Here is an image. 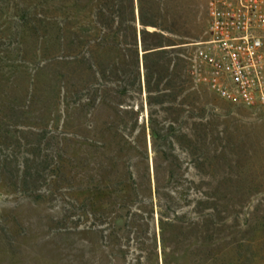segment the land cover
<instances>
[{
  "label": "rangeland",
  "instance_id": "374dc122",
  "mask_svg": "<svg viewBox=\"0 0 264 264\" xmlns=\"http://www.w3.org/2000/svg\"><path fill=\"white\" fill-rule=\"evenodd\" d=\"M161 1L164 24L176 29L164 32L178 43L172 55L189 56L205 39L204 0ZM49 19L50 0H0V264H264V108L218 99L193 78L173 103L161 98L173 92L162 84L148 92L142 73L141 92L124 99L140 107L142 130L122 132L134 148L116 159L111 134L100 130L105 117H85V107L66 101V65L52 62ZM205 121L208 139L196 169L180 133ZM151 124L172 144L164 143L165 156L152 146ZM168 162L178 168L166 185ZM113 167L125 176L130 171L136 182L137 199L120 226L113 196L92 201L86 195L102 183L109 191L116 187ZM156 173L164 190L173 191L184 222L193 217L197 197L221 199L219 262L206 259L204 247L188 245L192 236L178 226L167 229L163 248Z\"/></svg>",
  "mask_w": 264,
  "mask_h": 264
},
{
  "label": "trees",
  "instance_id": "16d2710c",
  "mask_svg": "<svg viewBox=\"0 0 264 264\" xmlns=\"http://www.w3.org/2000/svg\"><path fill=\"white\" fill-rule=\"evenodd\" d=\"M161 4V0H50L49 50L52 62L57 58L65 62L63 89L66 101L70 108L85 107V117H105L100 130L110 133L112 140L108 142L109 145L105 143L101 147L108 145L115 152L116 159L120 158L121 153L134 148L133 140L123 136L122 132L130 134L136 128L142 130L138 123L140 107L135 108L133 103L124 100L141 92L142 73L148 92L152 89L161 90L162 84L164 89L173 92L162 94L161 98L167 96L173 103L178 94L191 84L188 56L180 58L172 55L177 52L174 49L178 48V43L164 36V32L174 33L176 29L173 25L164 24L166 17L162 14ZM72 22L76 24L72 26ZM172 61L177 62L170 70ZM189 96L193 101L200 97L196 91L189 92ZM161 100L159 103H162ZM148 102L152 104L149 96ZM205 109L206 104L198 107V118L205 116ZM175 111L179 113L182 110ZM207 125V121L198 122L194 124L192 133H180L194 152L196 169L198 156L203 158L205 155ZM168 128L172 129V124ZM150 136L156 152L165 156L163 145L166 141L169 146L172 145L170 140L153 124L150 125ZM117 164L115 162L113 165ZM176 167L178 163L168 162L166 185L176 175ZM111 170L113 174L116 173V187L109 191L102 183L87 190L86 195L92 201L101 196H113L119 213L114 225L120 226L123 214L131 213V203L137 199L136 182L130 171L125 176L116 167ZM163 187L156 173L155 197L163 248H168L167 229L178 226L192 236L188 245L204 247L206 259L219 262L222 255L221 233L225 224V209L221 199L215 196L209 200L206 194H202L204 198L197 197L194 200L193 217L184 222L175 210L173 191L168 192ZM164 264H168L167 259Z\"/></svg>",
  "mask_w": 264,
  "mask_h": 264
},
{
  "label": "built area",
  "instance_id": "2783aa9c",
  "mask_svg": "<svg viewBox=\"0 0 264 264\" xmlns=\"http://www.w3.org/2000/svg\"><path fill=\"white\" fill-rule=\"evenodd\" d=\"M205 39L187 57L193 80L218 99L264 108V0H204Z\"/></svg>",
  "mask_w": 264,
  "mask_h": 264
},
{
  "label": "water",
  "instance_id": "95a60500",
  "mask_svg": "<svg viewBox=\"0 0 264 264\" xmlns=\"http://www.w3.org/2000/svg\"><path fill=\"white\" fill-rule=\"evenodd\" d=\"M143 52H141V55H142ZM141 66H142V61H141Z\"/></svg>",
  "mask_w": 264,
  "mask_h": 264
}]
</instances>
